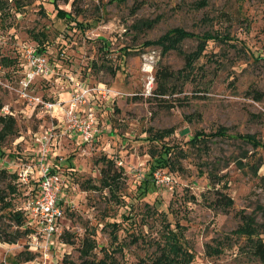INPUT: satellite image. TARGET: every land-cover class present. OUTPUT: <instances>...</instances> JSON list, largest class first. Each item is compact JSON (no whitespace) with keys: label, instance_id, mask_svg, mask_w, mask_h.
Returning a JSON list of instances; mask_svg holds the SVG:
<instances>
[{"label":"rangeland","instance_id":"1","mask_svg":"<svg viewBox=\"0 0 264 264\" xmlns=\"http://www.w3.org/2000/svg\"><path fill=\"white\" fill-rule=\"evenodd\" d=\"M196 1L78 0L71 6L60 1L54 5L53 0H0L2 69L17 64L23 45L37 44L60 80L58 85L38 84L34 93L57 97L62 92L68 97L70 78L85 84L95 99L81 106L94 108L102 129L95 141L59 151L56 169L64 178L61 226L74 244L59 239L48 259L36 254L34 261L22 262L18 255L27 250L26 237L13 244L0 240V264H149L153 248L145 241L159 236L165 218L172 227H184L194 254L191 264H260L249 252L247 237L235 231L244 217H252L257 225L264 222V147L239 138L254 135L264 144V0H207L203 8H195ZM56 7L70 17H58ZM172 28L197 37L180 43L184 53L194 51L204 33L215 39L207 41L193 72L175 75L168 94L159 96L158 71L166 67L176 74L184 69L185 58L144 44ZM2 58L13 63L5 66ZM10 76L0 70V101L16 121L15 133L0 141V168L8 175L34 165L30 134L40 123L50 122L22 103L18 80ZM97 89L107 91L108 102L96 98ZM218 128H225L227 137L208 142L207 152H197L188 143L196 132L209 134ZM169 129L172 132L160 141L150 139V131ZM161 145L183 150L176 171L153 166L158 156L152 159L149 153H161ZM108 160L121 171L115 199L98 188ZM207 167L219 184L202 174ZM8 185H14L15 193ZM215 191L231 197L233 205L212 208ZM0 192L6 193L14 211L22 212L36 192V180L26 185L11 176L0 177ZM5 213L0 209L2 238L16 230ZM84 237L96 245L88 257L79 250ZM134 237L141 240L133 243ZM206 246L220 252L208 255Z\"/></svg>","mask_w":264,"mask_h":264},{"label":"built area","instance_id":"2","mask_svg":"<svg viewBox=\"0 0 264 264\" xmlns=\"http://www.w3.org/2000/svg\"><path fill=\"white\" fill-rule=\"evenodd\" d=\"M0 70L10 73L11 78L18 80L19 97L22 103L32 108L31 113L38 110L41 119L50 120L49 123H40L38 130L30 134L35 147L34 165H27L25 169L15 173L17 180L26 185L30 180H36L35 194L30 195L24 207L19 210L26 219L24 228L29 230L25 243L27 250L37 254V257L40 255L48 259L49 249L54 242L59 241L63 233L61 222L64 219V207L61 194L64 178L55 168L61 161L59 151L65 143L84 145L95 141L97 135L102 133L94 108L81 106L90 103L95 97L85 84L70 77L67 100L61 98L62 92L57 97L34 93L38 84L58 85L60 80L56 77L54 65L39 50L37 44L23 45L17 64L6 69H2L0 65ZM4 86L9 88L7 83ZM96 91V98L109 101L110 96L105 89ZM0 116L14 118V113L9 107L2 106Z\"/></svg>","mask_w":264,"mask_h":264},{"label":"trees","instance_id":"3","mask_svg":"<svg viewBox=\"0 0 264 264\" xmlns=\"http://www.w3.org/2000/svg\"><path fill=\"white\" fill-rule=\"evenodd\" d=\"M59 1L63 4H70L71 6H73L78 0H53L54 5H56V3ZM206 4L207 0H198L193 4V6L195 8H203L206 6ZM55 9L57 12L56 15L58 17H70V13H67L63 9H59L58 7H56ZM194 37L196 36L192 33L184 31L181 28H172L169 29L165 34H163L159 39L155 41H148L144 44L145 46H159L161 48L162 54H165L169 51H176L178 54L184 56L185 58L184 69L177 71L176 74L172 71H169L166 67H163L160 69V71H158L156 75L155 89V93L157 95L164 96L168 94L169 82L172 78H174L175 75L186 77L188 74L192 73L194 70V62L198 57L201 56V54H203L204 50L206 49L207 41L215 39V36H212L209 33H204L201 35V37H198V43L194 51L190 53H184L180 48V43L184 39ZM33 40L39 44L40 39L36 36V34L33 35ZM39 50L42 51V49ZM1 62H3L2 64L5 66L13 63L11 60L6 58H2ZM1 107L2 103L0 101V109ZM0 125V141L4 140L8 135L14 134L16 131V121L12 117L0 116ZM171 132V129L155 131L154 133L150 131L151 138H149L152 141H160L164 137L168 136ZM226 133L227 132L225 128H218L214 133L209 134L202 131H198L189 139L188 143L192 145V147H195L197 152L205 153L207 152L208 142L215 138H226ZM239 138L251 144L253 147H264V144H260L258 141H256L254 135H239ZM160 148L162 149V152L159 154L156 153V151H150L149 153L152 159L158 156L156 158V161H154L155 164L153 166L157 168L167 167V169L169 168L173 171H176L174 166L178 162L177 160L182 154L183 150L181 148H177V151L173 152L172 147L168 145H161ZM104 164V167H102L100 170V187L98 188L106 189L110 196L114 197V191L119 188L121 171H118V169L115 168V165L112 160L105 161ZM208 167L206 168V171L204 173L202 172V174H207L208 180L210 182L214 184H219L220 181L218 179L217 181H213V172L212 170L208 169ZM151 168L153 169V167ZM179 168L180 167H178L177 170H179ZM8 174L9 173H7L5 169L0 168V177L3 178L6 176H11L13 181L17 179L16 174ZM88 188L98 190L97 187L93 186ZM7 190L12 194L15 193L14 185H8ZM216 194L218 195L219 193L216 192ZM209 205H211L214 209L218 208V206H221L223 210H225L233 205V200L227 194L221 192L218 197H216L209 203ZM0 209L6 211L5 214L7 218L16 227V230L14 231L13 235L7 238L0 237V240L2 242L13 244L16 243L18 239L24 236L27 237L29 230L27 228H24L26 219L23 215V212L13 210L11 201H7V195L4 192H0ZM261 211L262 214H264V209H261ZM162 220L165 222L166 218ZM164 222L161 223L162 228L160 230L159 236L148 238V240L146 239L147 241H145L148 246H151V248H153V251L149 255V264H191L194 261V254L189 249L187 242L184 239V227L179 224H175L174 227H172L170 223ZM116 226L117 225L115 224L112 225L113 228H116ZM258 230H261V233H258ZM235 233L247 237L250 242V254L256 259H258L260 261V264H264V239L260 237L262 234H264V222L257 225L252 217H244L242 225L235 231ZM73 238L74 237L68 231H64L60 236V239L63 241V243L69 245L74 244ZM144 238L146 237H142V240H144ZM93 240L94 239L90 237H84L81 240V249L79 250L80 252L82 250V256L88 257L91 255L92 251L96 247L95 241ZM139 240L141 239L134 237L132 242L138 243ZM112 241L117 242L116 235H113ZM219 252L220 251L217 249H212L211 247L206 246V253L208 255H213ZM18 256H20L19 260H21L22 262H30L36 259V254L28 250L21 252Z\"/></svg>","mask_w":264,"mask_h":264},{"label":"crops","instance_id":"4","mask_svg":"<svg viewBox=\"0 0 264 264\" xmlns=\"http://www.w3.org/2000/svg\"><path fill=\"white\" fill-rule=\"evenodd\" d=\"M61 98H62L63 100H67V99H68L67 95L65 96L64 93H62ZM71 145H72V144H66V143H65V144L60 148V151H62V148H63V147H65V146H71ZM72 146H74V145H72Z\"/></svg>","mask_w":264,"mask_h":264}]
</instances>
